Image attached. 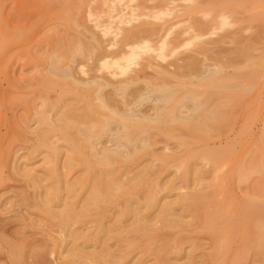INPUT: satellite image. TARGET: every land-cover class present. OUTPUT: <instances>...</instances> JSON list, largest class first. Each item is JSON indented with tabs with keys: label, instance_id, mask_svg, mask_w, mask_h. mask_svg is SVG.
Here are the masks:
<instances>
[{
	"label": "rangeland",
	"instance_id": "rangeland-1",
	"mask_svg": "<svg viewBox=\"0 0 264 264\" xmlns=\"http://www.w3.org/2000/svg\"><path fill=\"white\" fill-rule=\"evenodd\" d=\"M27 5L52 29L0 46V264H264V0ZM144 22L152 49L112 57Z\"/></svg>",
	"mask_w": 264,
	"mask_h": 264
},
{
	"label": "bare ground",
	"instance_id": "bare-ground-1",
	"mask_svg": "<svg viewBox=\"0 0 264 264\" xmlns=\"http://www.w3.org/2000/svg\"><path fill=\"white\" fill-rule=\"evenodd\" d=\"M64 1H66V0H64ZM58 2V1H57ZM86 2V1H85ZM55 3V2H54ZM54 3L52 4V6L54 5ZM74 3V2H73ZM72 3V4H73ZM47 4V3H46ZM58 4V3H57ZM56 5V4H55ZM50 6H51V4H50ZM74 6H75V4H74ZM27 7H28V5H27V0H0V46L2 45L3 47L5 46L6 47V45L8 44L9 45V47L12 49V52L14 53L16 50H17V45L18 44H25V45H27L28 44V42H30V41H32L34 38H36L38 35H39V37H42L43 36V33L42 32H39L40 31V28L43 26H45V28L46 27H48V29H52V21H51V19H50V17H49V19L47 20V21H45L44 23L43 22H39V23H31V24H29L28 23V20H27ZM76 7H77V4H76ZM76 7H74V8H76ZM52 8V7H51ZM50 8V9H51ZM55 7H53V9H54ZM71 8V7H70ZM73 8V9H74ZM45 9V8H44ZM73 9L71 10V11H73ZM39 10H41V9H39ZM45 11V10H44ZM5 13H7V14H5ZM47 13V12H46ZM38 15V14H37ZM36 15V16H37ZM73 15H75L74 13H73ZM52 19H53V16H52ZM198 21H200V20H198ZM140 22V21H139ZM204 26H206L203 22H197L196 23V25H195V27H193V30H194V34H193V36L192 37H194L195 39H198L199 37H202L203 35H204V33H206V31L207 30H204V29H206V27H204ZM44 28V29H45ZM189 28V27H188ZM190 28H192V27H190ZM55 29V28H54ZM211 29V28H210ZM157 28H155L154 26H152V25H149V24H147L146 22H144V23H142V24H139V25H136V26H134L133 28H130V30H126L127 32L126 33H124L123 35H122V37H121V39L119 38V41L120 42H118L119 43V45H120V47H119V52L117 53V55L116 56H112V57H116V58H118V57H122V58H125V60L128 62V58L129 57H131V56H133V55H135V54H138V52L137 51H135L136 50V48H139V49H141V50H149V49H152L151 47L152 46H150V44H149V41L150 42H153V41H155V35L157 34ZM42 33V34H41ZM185 34V33H184ZM186 34H188V33H186ZM190 35V34H189ZM92 36V35H91ZM182 36V35H181ZM90 37V36H89ZM158 37V36H157ZM45 38V37H44ZM203 38V37H202ZM40 40V39H39ZM221 40V39H220ZM178 41V40H177ZM215 41H217V40H215ZM4 42L5 43H7L6 45H3L4 44ZM34 42H36V41H34ZM33 42V43H34ZM51 42H52V40H51ZM50 42V43H51ZM70 42V41H69ZM92 42V41H91ZM161 42V41H160ZM164 42L165 41H163V44H164ZM179 42V41H178ZM212 42H214V40L212 41ZM3 43V44H2ZM33 43H32V45H33ZM50 43H48V45L50 44ZM53 43V42H52ZM55 44H56V42H55ZM92 44H95V43H93L92 42ZM24 45V46H25ZM50 45H53V44H50ZM165 45H166V43H165ZM180 45V44H179ZM23 46V48H26V47H24ZM28 46V45H27ZM88 45H86V47H87ZM95 46V45H94ZM171 46H172V44H171ZM4 47V48H5ZM8 47V48H9ZM49 47H51V46H49ZM30 48H32V47H30ZM59 48V47H58ZM76 49H80L79 47L78 48H76ZM87 49H88V47H87ZM57 50H59V49H57ZM31 50H29V52H30ZM80 51V50H79ZM86 51V50H85ZM105 52H106V50H104ZM103 51V52H104ZM25 52V51H24ZM33 51H31V53H32ZM56 52V51H55ZM55 52H53V53H55ZM110 52V51H109ZM5 53V52H4ZM4 53H2V55H4ZM52 53V52H51ZM85 53V52H84ZM7 54H8V50H7ZM16 54H18V53H16ZM15 54V55H16ZM99 55H101V54H99ZM110 55V54H109ZM108 54L106 55V56H109ZM112 55V54H111ZM17 56V55H16ZM70 56V55H69ZM103 56H105V54H103ZM6 57H7V55H6ZM9 57V56H8ZM22 57H23V55H22ZM71 58V57H70ZM73 58V57H72ZM96 58V57H95ZM99 58V57H98ZM104 58V57H103ZM7 59V58H6ZM22 59V58H21ZM8 60V59H7ZM25 60V59H24ZM98 60V59H97ZM26 61V60H25ZM71 61V60H70ZM73 61V60H72ZM9 62V60L7 61V63ZM105 62L106 63H109V61H104L103 62V64H105ZM23 63V62H22ZM121 62H119V61H115V62H111V64H115V65H118L119 67V69L121 70V71H124L125 69L123 68V63L122 64H120ZM11 64V63H10ZM111 64H109V66L111 65ZM125 64V63H124ZM16 63H14V67H13V70H15V68H17L16 66ZM25 65V64H24ZM108 65V64H107ZM106 65V66H107ZM126 65V64H125ZM109 66H107V67H109ZM142 66V65H141ZM125 68H126V66H124ZM123 68V69H122ZM71 66H69V65H67L66 67H64L63 69H61L60 71H59V73L57 74V75H60V73H62L63 75H70V76H72L75 80L74 81H76V78L73 76V73H71ZM139 69V68H138ZM7 71V70H6ZM50 71H52V70H50ZM7 72H9V71H7ZM14 73L16 72V71H13ZM113 72V74L115 73V71H112ZM111 72V73H112ZM3 74V73H2ZM5 74V73H4ZM20 74V73H19ZM61 74V75H62ZM109 74V73H108ZM112 74V75H113ZM116 74H118L117 72H116ZM116 74H115V76H116ZM143 74H145V72H143ZM227 74V73H226ZM226 74H225V76H226ZM7 75L8 74H6V76L5 77H7ZM34 75V74H33ZM228 75V74H227ZM76 76V75H75ZM107 76V75H106ZM136 76V75H135ZM26 78H25V80H27V77L28 76H25ZM39 77V76H38ZM43 77V76H42ZM72 77H70V78H72ZM99 77V76H98ZM110 77H111V75H110ZM138 77V76H137ZM139 77L141 78L142 76H140L139 75ZM138 77V78H139ZM145 77V76H144ZM231 77V76H230ZM3 78V77H2ZM2 78H0V81H2ZM24 78V77H23ZM44 78H45V76H44ZM109 78V77H108ZM8 79L9 78H7V81H8ZM35 79V78H34ZM41 79V78H40ZM28 80H31V78L29 79L28 78ZM54 80H56V79H54ZM54 80H51V83L52 82H54ZM73 80V79H72ZM5 81H6V78H5ZM18 81V80H17ZM19 81L21 82V80L19 79ZM19 81H18V83H19ZM42 81V80H41ZM59 81V80H58ZM162 81V80H161ZM10 82V81H9ZM31 82H33V81H31ZM83 81H81V83H82ZM105 82V81H104ZM158 82V81H157ZM156 82V83H157ZM159 82H160V80H159ZM233 81H231V83H232ZM39 83V82H38ZM37 83V84H38ZM45 83V82H44ZM55 83H56V81H55ZM2 84V83H1ZM23 84V83H22ZM31 84V83H30ZM58 84H61L60 82H58ZM66 84V83H65ZM107 84V83H106ZM19 85H21V83L19 84ZM26 85H28V83L26 84ZM32 85H33V83H32ZM22 86V85H21ZM23 86H24V84H23ZM230 86V85H229ZM232 86V85H231ZM3 87V86H2ZM6 86H4V88H5ZM15 87H16V85H15ZM19 88V87H18ZM7 89V87L5 88V90ZM8 89H10V88H8ZM1 90V89H0ZM2 91H3V89H2ZM0 93H1V91H0ZM99 93V92H98ZM195 93V92H194ZM97 94V93H96ZM95 94V95H96ZM98 95V94H97ZM130 96V95H129ZM0 97H1V95H0ZM36 97V96H35ZM99 97V96H98ZM124 97V96H123ZM161 97V96H160ZM191 97V96H190ZM103 98V97H102ZM163 98V97H162ZM193 98V97H192ZM191 98V99H192ZM2 99V98H1ZM125 99V98H124ZM190 99V98H189ZM195 101V100H194ZM55 101L53 100L52 101V104L54 103ZM102 102L105 104V102L103 101V99H102ZM43 103H44V101H43ZM42 103V104H43ZM48 103V102H47ZM46 103V104H47ZM99 103V102H98ZM51 103H49V105H50ZM101 104V103H100ZM35 105V104H34ZM33 105V106H34ZM55 105H56V103H55ZM103 105V104H102ZM56 106H58V105H56ZM103 106H105V105H103ZM28 107V106H27ZM43 107V106H42ZM51 107V106H50ZM50 107H48L49 109H52V108H50ZM59 107V106H58ZM115 106H113V108H114ZM126 107V106H125ZM153 107V106H152ZM38 108V107H37ZM36 108V109H37ZM47 108V110L50 112L51 110H49ZM69 108V107H68ZM157 108H159V107H157ZM29 109V108H28ZM125 109V108H124ZM123 109V110H124ZM19 110V109H18ZM35 110V109H34ZM38 110V109H37ZM64 110V109H63ZM151 110H153V109H151ZM7 111V110H6ZM27 111V110H26ZM47 111V112H48ZM118 111V110H117ZM127 111V110H126ZM129 111V110H128ZM137 111V110H136ZM145 111V110H144ZM144 111H137V112H132L131 111V114L133 113V115H135V116H137V117H141V116H146V113L147 112H144ZM148 111V110H147ZM12 112V111H11ZM5 113V112H4ZM35 113V112H34ZM42 113V112H41ZM31 114V113H30ZM43 114V113H42ZM64 114V113H63ZM125 114H128V115H130L131 116V114L129 113V112H127V113H125ZM184 114V113H183ZM26 115H29L28 113L26 114ZM36 115V114H35ZM45 115V114H44ZM58 115V114H57ZM62 115V114H61ZM32 116H33V114H32ZM46 116V115H45ZM63 116V115H62ZM126 116V115H125ZM177 116V115H176ZM53 117V116H52ZM59 117H60V114H59ZM34 118H35V116H34ZM36 118H38V116L36 117ZM56 118V117H55ZM100 118V117H99ZM142 118H144V117H142ZM183 118V117H182ZM40 119V118H39ZM39 119H37V120H39ZM48 119V118H47ZM58 119H61V118H58ZM48 120H50V118L48 119ZM62 120V119H61ZM107 120V119H106ZM111 120V119H110ZM36 122V121H35ZM35 122H34V124H35ZM45 122V121H44ZM43 122V123H44ZM63 122H65V121H63ZM68 122V121H67ZM108 122H109V120H108ZM107 122V123H108ZM6 123V122H5ZM8 123H9V121H8ZM25 123V122H24ZM41 123V122H40ZM46 123V122H45ZM48 124H49V122H47ZM3 124H4V122H3ZM50 124H51V122H50ZM53 125V124H52ZM55 125V124H54ZM86 125V124H85ZM123 125L125 126V127H127L126 128V130L124 131V134H127L128 135V133L130 132L129 131V129L131 130V128H130V126L131 125H125V124H117V125H115V127H111V129H109V132H110V143L109 144H106V143H104V144H99L100 146H96V145H94V144H96V143H94L95 141V139L92 141V138H91V141L90 140H88L87 142H91V144L92 145H90L91 147L92 146H94V148L95 149H90L91 151L90 152H92V151H96V154L97 155H101V154H104V152H106V151H108V150H114V148L116 147V145L117 144H119V145H121L120 143H123V138H125V136L126 137H128L127 135H124V134H122V132H120V131H122V129H123ZM48 126V125H47ZM46 127V126H45ZM94 127V126H93ZM49 129H50V127H48ZM78 128V127H77ZM86 128H88V130H89V127H86ZM90 128H91V126H90ZM132 128H134V127H132ZM58 129V128H57ZM61 129V128H60ZM79 129H81V128H79ZM84 128H82L81 129V133H83V130ZM83 130V131H82ZM87 130V129H86ZM43 131V130H42ZM63 131V130H62ZM68 131V130H67ZM80 131V130H79ZM91 131V130H90ZM129 131V132H128ZM37 132V131H36ZM61 132V131H60ZM87 132V131H86ZM85 132V133H86ZM39 133H41L40 131H39ZM88 134L87 135H90L89 134V132H87ZM37 134H38V132H37ZM65 134V133H64ZM84 134V133H83ZM34 135V134H33ZM85 135V134H84ZM86 135V136H87ZM96 135V134H95ZM124 135V136H123ZM51 136V135H50ZM73 136V135H72ZM42 137V136H41ZM55 136H53L52 138H54ZM60 137V136H59ZM82 137V136H81ZM49 138V137H48ZM57 138V137H56ZM61 138V137H60ZM86 138V137H85ZM88 138H90V137H88ZM94 138V137H93ZM95 138H98V137H95ZM43 139V138H42ZM45 140V139H44ZM43 140V141H44ZM89 142V143H90ZM94 143V144H93ZM53 146H54V144H52ZM89 147V146H88ZM124 147V146H123ZM82 148V147H81ZM48 152V151H47ZM53 152V151H52ZM116 152V151H115ZM32 153V152H31ZM94 153V152H93ZM108 154V153H107ZM75 155V154H74ZM78 155V154H77ZM120 155V154H119ZM108 156H109V154H108ZM107 156V157H108ZM94 157V156H93ZM98 158H99V156H97ZM50 158V157H49ZM80 158V156L78 157V159ZM96 158V157H95ZM95 158H93L94 160H95ZM100 158H101V156H100ZM106 158V157H105ZM110 157H108V160L110 161V159H109ZM51 159V158H50ZM92 159V158H91ZM102 159V158H101ZM100 159V160H101ZM107 159V158H106ZM105 159V161H108V160H106ZM68 160H69V158H68ZM81 160V159H80ZM100 160H99V162H100ZM66 161V160H65ZM71 161V160H70ZM90 161V160H89ZM97 161V160H96ZM103 161V160H102ZM108 161V162H109ZM49 162V161H48ZM68 162V161H67ZM90 163H91V161H90ZM70 164V163H69ZM74 164V163H73ZM83 165H84V162H83ZM105 165V164H104ZM56 167V166H55ZM51 168V167H50ZM49 168V169H50ZM56 169V168H55ZM66 169H67V167H66ZM13 172H15L14 170H13ZM110 173V172H109ZM109 175V174H108ZM108 175L106 176V178L108 177ZM21 178V177H20ZM93 179V178H92ZM105 179V178H104ZM109 180V179H108ZM73 183V182H72ZM72 183H70V184H72ZM93 183V182H92ZM90 187H92V186H90ZM92 189H94V188H92ZM104 189H106V188H104ZM103 189V190H104ZM91 190V189H90ZM107 190V189H106ZM113 190V189H112ZM102 191V190H101ZM101 191L99 190L98 192H96V194H95V192H90V195H92L91 193H93V194H95V196H98L99 194L101 195ZM88 193H89V190H88ZM106 193H107V191H106ZM69 194V193H68ZM99 195V196H100ZM107 195V194H106ZM85 196V195H84ZM95 196L92 198V196H91V198L94 200V198H95ZM87 198V197H86ZM99 198V197H98ZM90 199V198H89ZM95 199H97V198H95ZM66 200V199H65ZM91 200V199H90ZM92 200V201H93ZM98 200V199H97ZM105 200V199H104ZM98 201H100V200H98ZM89 203H91V202H89ZM89 203H88V205H89ZM96 203V202H95ZM92 204V203H91ZM90 206V205H89ZM96 207V206H95ZM93 208V207H92ZM99 210H101V208L99 209ZM99 210H96V212H98ZM89 213V212H88ZM68 214V213H67ZM84 214V213H83ZM99 223V222H98ZM95 226V225H94ZM94 231V230H93ZM92 233V232H91ZM96 233V232H95ZM103 236V235H102ZM92 239V238H91ZM123 240H124V238H123ZM127 240V239H126ZM104 242V241H103ZM88 243V242H87ZM96 243H97V241H96ZM122 244V243H121ZM102 250V249H101ZM103 252V251H102ZM111 259V258H110ZM123 259V258H122ZM112 260V259H111ZM124 260V259H123Z\"/></svg>",
	"mask_w": 264,
	"mask_h": 264
}]
</instances>
